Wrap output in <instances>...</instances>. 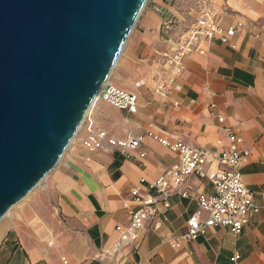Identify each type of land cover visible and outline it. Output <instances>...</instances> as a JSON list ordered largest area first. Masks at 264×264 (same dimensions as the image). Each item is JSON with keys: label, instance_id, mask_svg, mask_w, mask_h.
<instances>
[{"label": "crops", "instance_id": "1", "mask_svg": "<svg viewBox=\"0 0 264 264\" xmlns=\"http://www.w3.org/2000/svg\"><path fill=\"white\" fill-rule=\"evenodd\" d=\"M246 3L250 16L230 11L220 19L225 26L244 22L232 39L237 46L220 39L206 41L205 53L197 50L186 58V70L178 78L182 88L165 93L156 89L172 69L160 51L168 37L190 24L183 28L180 17L167 8L161 18L154 7L143 15L110 77L112 84L138 93V112L95 101L79 138L51 180L59 223L56 243L31 242L6 223L0 229V264H130L133 260L141 264H264V208L251 212L240 233L213 226L197 239L184 240L180 247L172 245V239L188 230L198 208L196 196L215 193L213 183L196 174L167 198L159 197L160 211L147 221L139 241L115 250L120 238L116 227L129 221L125 205H135L132 189L145 178L143 191L157 194L147 188L148 183L180 160L178 152L149 131L208 148V168L214 170L228 143L225 127L231 128L244 137V148L250 151L243 177L254 192V202L264 207V7L260 0ZM218 113L225 116L224 122ZM90 119L111 137L139 138L135 155L127 158L108 142L99 150L86 148L83 140ZM143 151L146 156L140 158ZM185 190L190 196L182 195ZM235 255L238 259L232 261Z\"/></svg>", "mask_w": 264, "mask_h": 264}, {"label": "water", "instance_id": "2", "mask_svg": "<svg viewBox=\"0 0 264 264\" xmlns=\"http://www.w3.org/2000/svg\"><path fill=\"white\" fill-rule=\"evenodd\" d=\"M148 0H0V222L57 166Z\"/></svg>", "mask_w": 264, "mask_h": 264}, {"label": "built area", "instance_id": "3", "mask_svg": "<svg viewBox=\"0 0 264 264\" xmlns=\"http://www.w3.org/2000/svg\"><path fill=\"white\" fill-rule=\"evenodd\" d=\"M229 12V4H219L217 0H202L198 6L197 18L186 29L177 31L166 39L165 48L160 51V55L171 67L172 72L167 80L159 82L156 89L158 93L182 88L178 78L186 70V58L197 50L205 53L206 50L202 45L206 41L220 39L223 43L232 44L234 48L237 46L232 39L244 27V22L223 25L220 19ZM97 99L126 109L130 113L138 112V93L120 88L112 84L110 80L104 85ZM216 106L215 103L212 104L213 108ZM218 118L221 122L225 121V116L221 113H218ZM225 130L228 143L220 153L219 167L214 170L208 168L211 157V151L208 148L191 144L183 139L171 140L149 131V135L178 152L180 160L158 179L148 183L147 188L155 189L157 194L143 191L145 178L142 179L141 184L132 189L131 195L135 205L128 203L125 205L129 221L120 223L116 227L120 236L116 243V251H121L129 243L139 241L147 221L156 217L160 211L159 197L167 198L193 174L208 178L214 185L215 193H199L196 196L198 208L188 221V230L179 238L171 240L175 247L182 246L184 240L199 238L213 226H226L233 232L240 233L249 222L251 212H259L264 208L254 202V192L244 181L242 168L250 155V151L244 148V137L229 127H225ZM106 142L117 147L127 158L134 156L141 145V140L136 137L128 136L118 139L109 136L107 130L96 127L90 119L87 124V136L83 140L84 146L95 151L103 148ZM145 156L146 152H140V158ZM182 195L190 196V192L185 190ZM165 240L169 239L165 237ZM237 259L236 255L232 257V261ZM130 264L141 263L133 260Z\"/></svg>", "mask_w": 264, "mask_h": 264}, {"label": "rangeland", "instance_id": "4", "mask_svg": "<svg viewBox=\"0 0 264 264\" xmlns=\"http://www.w3.org/2000/svg\"><path fill=\"white\" fill-rule=\"evenodd\" d=\"M201 1L202 0H148L122 54L134 34L138 32L143 15L150 11L153 7L156 8L157 18H161L165 14L166 8L169 11L174 12V15L176 14L180 17L181 26L185 28L195 20L197 9ZM219 1L220 3L226 1V4L231 5L230 11H232L235 15L240 14L239 16L241 17L250 16L249 7L245 6L247 4L246 2L249 3V0ZM260 3L264 7V0H260ZM81 129L82 126L57 166L37 187L32 190L26 198L17 203L2 219L0 222V229L7 223L8 225L19 229L20 232L31 242L55 241L54 237H56L59 232V223L56 221L55 217L51 180L59 166L64 162L66 153L69 151L73 143H75V141L79 138Z\"/></svg>", "mask_w": 264, "mask_h": 264}]
</instances>
